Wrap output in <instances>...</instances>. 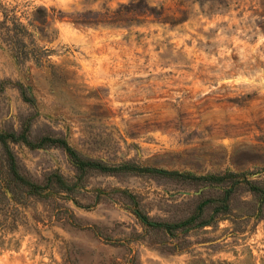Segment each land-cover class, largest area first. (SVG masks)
<instances>
[{
  "label": "rangeland",
  "instance_id": "1",
  "mask_svg": "<svg viewBox=\"0 0 264 264\" xmlns=\"http://www.w3.org/2000/svg\"><path fill=\"white\" fill-rule=\"evenodd\" d=\"M131 1L0 0V132L22 172L38 182L54 171L74 177L65 143L109 165L256 177L264 0H147L154 13L101 18ZM90 11L102 23L73 21ZM6 149L0 141L1 171ZM81 184L78 202L1 200L0 264H264V220L218 218L172 235L135 211L174 222L209 199L199 214L208 218L224 184L98 169ZM252 203L244 185L231 196L234 214ZM180 243L190 246L170 251Z\"/></svg>",
  "mask_w": 264,
  "mask_h": 264
},
{
  "label": "trees",
  "instance_id": "2",
  "mask_svg": "<svg viewBox=\"0 0 264 264\" xmlns=\"http://www.w3.org/2000/svg\"><path fill=\"white\" fill-rule=\"evenodd\" d=\"M124 9L128 12H135L132 16H139L141 13H146V11L154 13L153 8L149 6L147 0H132L128 5H122L120 10L112 12L108 11L101 18L107 19L105 21H109L110 23L121 21V18L124 16L120 14L121 10ZM88 14H93V12L90 11L88 13H80L73 18V21L76 24L84 26L98 25L99 23H102L98 13H94V16H89ZM262 27L264 29V22ZM0 141L3 143L5 148H7L6 154L8 163L6 171L0 170V201L7 199L19 204L22 202V193H24L25 196L34 195L41 197L59 195L64 199L76 200V196L74 195L75 191L79 187H83L81 182L84 176H86L92 169H98L99 171L111 174L124 170L149 173L154 172L171 178L221 183L225 185V188L221 197V202L217 203L213 209L214 215L208 218H201L199 214L201 212L203 213L205 208L212 203V200L209 199L201 202V204L197 207L196 212L191 214L186 219L174 222L150 220L147 215H144L141 210L137 208L135 210L136 214L150 227L162 228L168 233L175 235L180 232L185 234L192 229H203L206 226L211 225L218 218L221 220L230 219L233 223L236 218L244 220L245 222L252 217H255L256 220H264V167L260 171L252 173L256 176L254 178L250 173L235 171L196 176L188 172H180L177 170L134 166L130 164V162L119 165H109L98 159L83 156L76 148L64 143V148L76 168V175L69 178L58 171H54L50 173L43 182H38L33 180L26 173L22 172L17 158L11 150L8 140H6V134L3 132H0ZM12 141L18 142L20 139L15 138ZM46 141L48 142L49 140ZM50 142L53 143L54 141L52 140ZM241 185L246 186V188L254 195V203H252V206L249 208V212L245 214H234L231 205V196L235 189ZM76 201L78 202V200ZM243 229L244 228L241 227L234 228L233 233L236 234V232L243 231ZM189 246V244L180 243L169 249H171V252H181L187 250Z\"/></svg>",
  "mask_w": 264,
  "mask_h": 264
}]
</instances>
